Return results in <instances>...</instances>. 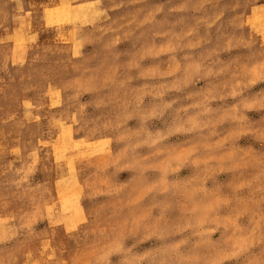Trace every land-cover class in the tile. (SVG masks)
<instances>
[{"label": "rangeland", "instance_id": "obj_1", "mask_svg": "<svg viewBox=\"0 0 264 264\" xmlns=\"http://www.w3.org/2000/svg\"><path fill=\"white\" fill-rule=\"evenodd\" d=\"M0 264H264V0H0Z\"/></svg>", "mask_w": 264, "mask_h": 264}, {"label": "bare ground", "instance_id": "obj_2", "mask_svg": "<svg viewBox=\"0 0 264 264\" xmlns=\"http://www.w3.org/2000/svg\"><path fill=\"white\" fill-rule=\"evenodd\" d=\"M51 8V7H50Z\"/></svg>", "mask_w": 264, "mask_h": 264}]
</instances>
